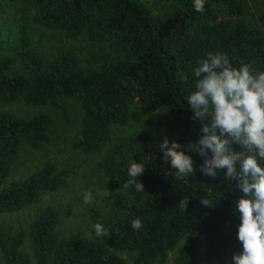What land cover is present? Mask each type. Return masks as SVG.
I'll list each match as a JSON object with an SVG mask.
<instances>
[{
	"label": "trees",
	"instance_id": "trees-1",
	"mask_svg": "<svg viewBox=\"0 0 264 264\" xmlns=\"http://www.w3.org/2000/svg\"><path fill=\"white\" fill-rule=\"evenodd\" d=\"M7 1L25 6L34 26L67 40L86 37L100 50L89 65L69 49L46 59L21 27L18 57H0V216L35 205L67 179L47 163L7 185L23 146L41 150L54 142L51 115L3 112L20 99L31 107L60 109L66 125L71 119L62 101H77L83 119L72 148L84 155L107 150L98 169L116 192L108 214L90 208L93 225L102 224L107 236L96 237L93 230L91 238L76 233L62 239L61 217L49 207L29 229L33 258L22 251L24 231L13 235L0 228V264H126L122 253L132 254L134 264H165L172 253L174 264L230 262L241 251L234 202L243 194L223 176L201 174L203 161L195 154L196 175L177 181L157 146L165 137L180 144L197 139L202 125L192 119L185 97L195 81L192 69L207 53L222 52L235 67L250 63L264 71V10L259 25L251 27L241 20L240 0H206L203 13L194 10L193 0ZM156 118L163 133L150 127ZM147 119L139 132L110 147L116 128ZM130 159L145 165L138 177L144 191L124 186ZM205 198L209 207L202 204ZM135 219L142 223L139 231L131 227Z\"/></svg>",
	"mask_w": 264,
	"mask_h": 264
},
{
	"label": "clouds",
	"instance_id": "clouds-1",
	"mask_svg": "<svg viewBox=\"0 0 264 264\" xmlns=\"http://www.w3.org/2000/svg\"><path fill=\"white\" fill-rule=\"evenodd\" d=\"M205 2L193 0L194 10L203 13ZM192 74L195 81L185 101L194 113L192 119L201 122L198 137L186 144L165 137L158 150L177 181L196 175L195 154L203 161L201 174L235 182L243 194L234 202L241 251L227 264H264V71L250 63L235 67L227 54L209 52L196 62ZM144 172V164L130 159L124 186L144 191L138 180ZM91 202V193H86L84 203ZM202 204L209 202L205 198ZM131 227L139 231L142 223L135 219ZM94 230L96 237L108 235L100 223Z\"/></svg>",
	"mask_w": 264,
	"mask_h": 264
},
{
	"label": "rangeland",
	"instance_id": "rangeland-1",
	"mask_svg": "<svg viewBox=\"0 0 264 264\" xmlns=\"http://www.w3.org/2000/svg\"><path fill=\"white\" fill-rule=\"evenodd\" d=\"M245 15L241 19L251 27L259 25V15L264 10V0H240ZM21 27L27 28L32 41V49L46 59L54 58L62 49L72 50L78 56L81 64L89 65L91 55L100 50V47L90 43L86 37L76 40H67L57 32L46 31L33 25L30 11L21 3H11L0 0V57H18L20 46ZM62 106L70 115L71 123L63 122V111L54 107L37 108L28 106L22 99L3 106V112L12 113L19 117L29 118L45 113L53 117L54 142L44 146L41 150H33L23 146L20 158L15 165L11 178L12 182L24 180L39 171L45 164L53 163L60 171L67 173L65 186L56 193H44L39 201L24 210L0 216V228L13 235L21 231L27 234L22 251L33 258V250L29 229L33 221L47 208H53L61 217L58 232L62 239L70 238L76 233H83L89 238L93 236L94 225L90 216V208H95L103 214H108L107 203L112 199L116 190L111 182L104 178L98 169L99 161L107 150L100 154L84 155L72 148L74 137L80 131L83 119V110L75 100L62 101ZM150 119V118H149ZM150 125L155 131L163 133L157 125V118ZM141 122H131L125 127L116 128L110 147L127 139L137 132ZM86 193H91L92 202L84 203ZM120 256L126 264H134L133 255L122 253ZM175 253L169 256L165 264H174ZM198 264H218L216 261H199Z\"/></svg>",
	"mask_w": 264,
	"mask_h": 264
}]
</instances>
